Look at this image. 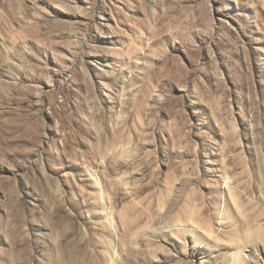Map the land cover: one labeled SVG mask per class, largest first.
Instances as JSON below:
<instances>
[{
    "label": "rangeland",
    "instance_id": "obj_1",
    "mask_svg": "<svg viewBox=\"0 0 264 264\" xmlns=\"http://www.w3.org/2000/svg\"><path fill=\"white\" fill-rule=\"evenodd\" d=\"M0 264H264V0H0Z\"/></svg>",
    "mask_w": 264,
    "mask_h": 264
}]
</instances>
